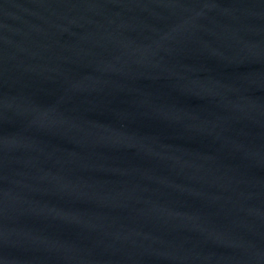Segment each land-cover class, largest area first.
<instances>
[{
  "label": "water",
  "instance_id": "1",
  "mask_svg": "<svg viewBox=\"0 0 264 264\" xmlns=\"http://www.w3.org/2000/svg\"><path fill=\"white\" fill-rule=\"evenodd\" d=\"M0 264H264V0H0Z\"/></svg>",
  "mask_w": 264,
  "mask_h": 264
}]
</instances>
